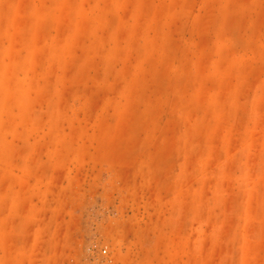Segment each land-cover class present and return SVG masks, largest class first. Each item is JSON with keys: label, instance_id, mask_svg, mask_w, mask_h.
<instances>
[{"label": "rangeland", "instance_id": "374dc122", "mask_svg": "<svg viewBox=\"0 0 264 264\" xmlns=\"http://www.w3.org/2000/svg\"><path fill=\"white\" fill-rule=\"evenodd\" d=\"M0 264H264V0H0Z\"/></svg>", "mask_w": 264, "mask_h": 264}, {"label": "built area", "instance_id": "2783aa9c", "mask_svg": "<svg viewBox=\"0 0 264 264\" xmlns=\"http://www.w3.org/2000/svg\"><path fill=\"white\" fill-rule=\"evenodd\" d=\"M103 252L106 253L107 252V249H104Z\"/></svg>", "mask_w": 264, "mask_h": 264}]
</instances>
